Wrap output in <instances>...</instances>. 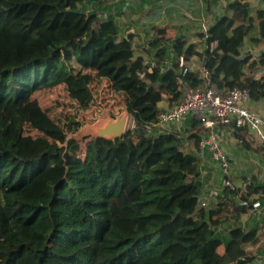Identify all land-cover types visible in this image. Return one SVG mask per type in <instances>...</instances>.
<instances>
[{"label":"trees","instance_id":"trees-1","mask_svg":"<svg viewBox=\"0 0 264 264\" xmlns=\"http://www.w3.org/2000/svg\"><path fill=\"white\" fill-rule=\"evenodd\" d=\"M105 1L0 0V264H246L248 257L232 262L228 247L254 242L258 225L219 228L229 211L238 220L248 207L230 198L198 205L199 122L189 117L182 130L154 124L164 96L167 108L176 104L181 79L203 84L188 67L193 55L219 90L246 86L251 99L264 98V76H244L255 63L239 49L249 0H234L230 15L199 34L207 35L205 53L181 33L171 39L164 27L150 26L155 51L147 61L134 54V27L119 39L116 6L103 11ZM135 1L133 12L149 2ZM184 2L199 13L208 1ZM258 16L264 39V12ZM258 57L264 65V48ZM39 90H61L75 111L29 105ZM100 98L112 114L126 108L132 128L114 140L72 138L93 121L87 116ZM187 138L194 151L182 149ZM254 182L251 190L264 192Z\"/></svg>","mask_w":264,"mask_h":264},{"label":"built area","instance_id":"built-area-1","mask_svg":"<svg viewBox=\"0 0 264 264\" xmlns=\"http://www.w3.org/2000/svg\"><path fill=\"white\" fill-rule=\"evenodd\" d=\"M203 19V18H202ZM216 41L211 43L214 47ZM178 66L184 74L187 68L183 56L178 57ZM143 74H141L142 76ZM203 84L190 86L186 81H179L180 97L176 104L159 113L155 126L174 129L186 118L194 117L200 124L198 132V172L202 197L199 207H208L219 193L228 190L237 203L254 211L261 207V196L264 192H254L251 188L254 179L251 176L242 177L233 168V163L223 145V135L219 126L230 127L239 144L247 140L239 136L238 128H245L257 141L264 144V114L249 107L250 89L246 86H233L226 91L219 90L211 80L210 71L203 67ZM246 140V141H245ZM248 160L264 169L260 156H253L247 149ZM207 167L212 175L207 178ZM210 173V174H211ZM213 177L220 178L218 183H211ZM213 182V181H212Z\"/></svg>","mask_w":264,"mask_h":264},{"label":"crops","instance_id":"crops-1","mask_svg":"<svg viewBox=\"0 0 264 264\" xmlns=\"http://www.w3.org/2000/svg\"><path fill=\"white\" fill-rule=\"evenodd\" d=\"M184 3L186 4L187 0ZM200 0L201 6H204ZM206 7H202L201 12L197 13V8L182 6L181 0H165L162 3V0H154L153 3L148 2L142 6V9L138 12H134V15L137 13L148 14V24L150 26L156 25L158 18L162 14L166 13L167 20L164 22L163 26L156 25L158 27H164L166 32L172 30L180 31L182 35L188 40L189 43L194 44L197 51L205 53L207 45L205 39L207 35L200 36L201 32H206L207 28L219 17L223 15H230V3L234 0H207ZM138 3V2H137ZM136 3V6H137ZM249 16L251 17L250 22L248 23V32L245 35L243 44L240 46L241 55L248 53L250 55L249 62H254L255 65L248 71H245V77L259 78L264 76V65L259 63L258 54L262 48H264V39H260L259 30H258V13L264 12V0H249ZM151 11V13L149 12ZM154 11V12H153ZM179 15L180 17L189 18L187 22L189 25H183V23L174 21L172 16ZM186 17V18H185ZM203 18V19H202ZM134 31V28H132ZM127 32V31H126ZM137 33V30H136ZM135 52V51H134ZM135 56H143L139 53ZM144 57V56H143ZM145 61L147 59L144 57ZM176 61H169L168 64L173 66ZM188 67L190 70L195 71L200 78H202V69H203V58L199 55H193L188 61ZM164 103V105H162ZM248 105L253 110L264 114V98L259 100L249 99ZM160 108H167L168 101L166 97H163V100L159 103ZM187 120V119H186ZM186 120L183 121V125L186 126ZM219 130L223 135V145L225 150L230 156V159L233 163V168L237 174H240L242 177L251 176L254 181L255 179L264 184V169L258 167L253 162L248 160L247 149L253 152V156H260L261 164H264V144H261L257 139L252 136L247 130V143L249 146L244 144H239L236 141V136L231 132L230 127L219 126ZM228 138L230 140H228ZM190 150V151H194ZM189 152V151H188ZM211 169L207 167V178L212 175ZM211 173V174H210ZM213 176V175H212ZM220 178L213 177L211 183H218ZM213 181V182H212ZM255 183V182H254ZM203 187H201L202 189ZM255 192V191H254ZM257 192V191H256ZM203 192L201 191L200 197H202ZM220 195V196H219ZM233 199L234 203L237 205L236 199L232 197V194L229 192L228 196H224L223 193H219L215 196L212 201V204L216 205L217 203L223 201V199ZM209 205V206H211ZM234 211H229L225 220L222 221V225L219 229L222 233L225 231V228L242 226L246 229L254 227L255 224L258 225L257 230V239L254 242H249V244H231L228 247V254L232 256L231 261L235 262L238 259L249 258L246 264H264V204L261 202V207L257 210L246 212H240L239 219L234 218ZM255 221H258L257 223ZM244 254V255H243ZM230 263V262H229Z\"/></svg>","mask_w":264,"mask_h":264},{"label":"rangeland","instance_id":"rangeland-1","mask_svg":"<svg viewBox=\"0 0 264 264\" xmlns=\"http://www.w3.org/2000/svg\"><path fill=\"white\" fill-rule=\"evenodd\" d=\"M101 1H103V0H101ZM119 1L120 0H106L102 4L103 11L107 10L105 5H111L113 7L116 6L115 10H114V12H115L114 17H115L116 21L121 25V28H122V32L119 35V39H121L123 36L126 35V30L129 26L134 27L137 30V33L132 40L133 49L135 51L134 54L139 53L140 55H143L147 60H150V57L152 56V54L155 51V47L151 43V38L153 35H155V31L148 24V19H149L148 14L137 13L134 15L132 7L136 6L137 2L135 0H124L127 5L124 6L122 9H121V7H119V8L117 7V4ZM164 1L165 0H162V3ZM149 2L153 3L154 0H149ZM155 2H156V0H155ZM158 19H159V21H157L156 25L163 26L164 22L167 20L166 13L162 14L161 17ZM172 19L174 21H178V22L183 23V25H189V23H187L190 20L189 18H186V20H185L184 18L180 17L179 15H174V16H172ZM174 29L175 28H172V30L166 34V35H169L171 37V39H173L175 36H178L180 33V31H177ZM72 63L77 66L75 61H72ZM106 93L108 94L109 92L103 91L101 94V97L103 95L107 96ZM28 104L29 105L30 104H41L45 107H51L52 109H57V110H62L65 107L66 111H69V112H74L75 107H77V105L74 102L72 103L69 99H67L64 96V93L61 92V90L55 91L53 93H48V92H45L43 90L35 91L31 94ZM162 105H164V103ZM93 109H95V115H94V117H92L91 115H88L87 116L88 119L93 118V120H94V118L97 115H103L105 113V111H110L111 113H113L111 110L104 108V103L101 101V98L95 104H92L91 111ZM119 112L120 111H118L117 113H119ZM117 113H114V114H117ZM189 117H191V116H189V115L186 116V118L183 121H185ZM183 121L178 125V127H176L177 125L173 126V127H175L174 129H176V130L181 129L182 130L183 129V124H182ZM127 128L128 129L132 128V117L131 116H130ZM169 129L173 130L172 128H169ZM228 140H230V139L228 138ZM182 149L184 151L193 150L194 149L193 138H187V140L182 145ZM246 244H249V243H246Z\"/></svg>","mask_w":264,"mask_h":264},{"label":"water","instance_id":"water-1","mask_svg":"<svg viewBox=\"0 0 264 264\" xmlns=\"http://www.w3.org/2000/svg\"><path fill=\"white\" fill-rule=\"evenodd\" d=\"M131 32H133L132 28L127 30L125 37ZM130 116L126 108L117 114L105 111L103 115H97L92 122L83 124L76 133L71 134V137L77 140L86 136L101 137L109 140L121 138L128 130Z\"/></svg>","mask_w":264,"mask_h":264}]
</instances>
